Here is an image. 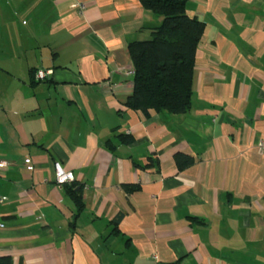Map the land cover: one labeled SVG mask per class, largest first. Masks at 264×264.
Wrapping results in <instances>:
<instances>
[{"label": "crops", "instance_id": "obj_1", "mask_svg": "<svg viewBox=\"0 0 264 264\" xmlns=\"http://www.w3.org/2000/svg\"><path fill=\"white\" fill-rule=\"evenodd\" d=\"M186 5L205 25L191 109L144 117L129 46L160 21L138 0H0V257L264 264V0Z\"/></svg>", "mask_w": 264, "mask_h": 264}, {"label": "trees", "instance_id": "obj_2", "mask_svg": "<svg viewBox=\"0 0 264 264\" xmlns=\"http://www.w3.org/2000/svg\"><path fill=\"white\" fill-rule=\"evenodd\" d=\"M138 1L160 22L151 29V39L130 43L134 90L124 106L144 117L151 113L186 115L192 106L195 53L205 25L198 18L188 17L186 4L190 0ZM122 139L123 143L132 142L128 137ZM176 159L179 163L181 157L178 155ZM70 194L82 211V197L76 192ZM119 222L120 218L116 225ZM0 264H13V261L3 256Z\"/></svg>", "mask_w": 264, "mask_h": 264}, {"label": "built area", "instance_id": "obj_3", "mask_svg": "<svg viewBox=\"0 0 264 264\" xmlns=\"http://www.w3.org/2000/svg\"><path fill=\"white\" fill-rule=\"evenodd\" d=\"M74 7H75L74 9L78 10L79 12H82L84 8H86V5L84 2L78 1L74 3ZM50 74L51 73L47 71H39V72H36L35 77L37 81L43 82L47 79V77ZM127 74L131 77L134 76L133 70H130ZM27 162L30 163V160H28ZM9 165H10L9 162H7L6 160L0 159V172L7 170ZM55 171H56V182L55 183H57L59 186L66 185L68 183L69 184L73 183L74 181L73 174L67 173L64 170H62L59 164L56 165ZM6 202H7V199L0 196V205L5 204ZM4 227L5 225L0 223V229Z\"/></svg>", "mask_w": 264, "mask_h": 264}]
</instances>
